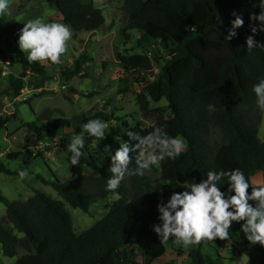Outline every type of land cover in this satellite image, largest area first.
<instances>
[{"label":"trees","instance_id":"1","mask_svg":"<svg viewBox=\"0 0 264 264\" xmlns=\"http://www.w3.org/2000/svg\"><path fill=\"white\" fill-rule=\"evenodd\" d=\"M47 1L61 17L57 22L71 26L74 38L79 33L93 34L110 29L105 25L101 10L92 2ZM261 11L260 0H123L120 8L123 38L128 40L129 32L135 30L138 48L143 44H160L167 56L161 72L136 96L139 113L152 118L155 125L145 128L140 123L121 121L117 134L123 142L134 146L139 141L131 139L127 135L129 131L143 137L160 127L170 136L183 138L186 149L176 159L166 158L161 162L160 181L154 186L146 183V174L126 175L128 183L123 179L116 190L120 198L107 206L108 211L100 221L79 235L74 232L65 204L89 213L99 200L113 194L106 190V184L112 176L111 156L120 143L110 136L106 135V151L110 154L106 165L96 163L90 154L85 156L87 166L96 176L80 175L65 182H60L56 176L50 181L39 177L61 200L37 190L24 202H10L0 194L7 221L23 236L18 238L0 223L3 256L14 257L21 248L25 255L15 264H138L137 252L163 253L165 250V241L154 231V225L160 223L159 203L167 202L174 192L187 190L191 182L206 179L211 170L239 168L250 183L253 173L264 171V142L259 140L257 121L250 115L253 108L264 112L257 106L253 91V85L264 78V49H248L246 43L247 38L253 36L259 44H264L261 22L253 18ZM236 16L244 23L235 29L237 35L228 39ZM253 27L256 33L252 32ZM6 28L17 41L19 31L13 22L6 23ZM85 59L89 58L80 55L72 69H67L62 67V60L58 64L48 60L31 62L28 54L19 52L15 60L21 73L12 81L14 94L17 96L23 89L26 77L50 81L47 68L56 70L67 82L81 72ZM117 60L126 72H149L157 61L154 56L144 54L118 55ZM161 100L167 102L168 118L157 108H150V103ZM209 105H213L215 111H209ZM92 119L112 120L106 114H95L71 126L67 120L53 119L47 122L45 131L49 135L61 131L63 137L57 139L59 148L64 149L70 144L66 135L84 133L83 125ZM7 122V118H0V129ZM211 128H216L224 138L220 146L210 142ZM20 130L27 134L26 138L34 133L36 142H41L46 135L34 122L23 125ZM129 155L132 157L129 167L134 169L137 154L130 152ZM22 156V152H14L7 160L17 161ZM0 172L19 177L18 170L12 171L2 163ZM164 182L178 183L181 187L166 191ZM218 186L222 192H227V177L218 182ZM251 190L250 186L249 194ZM249 203L255 206L256 202ZM244 223L233 221L229 230L228 239L234 240L236 247L245 246L248 241L242 230ZM168 241L177 246L179 256L187 253L191 264H218L201 252L207 240L187 249L172 238ZM260 262L264 264V251Z\"/></svg>","mask_w":264,"mask_h":264},{"label":"rangeland","instance_id":"2","mask_svg":"<svg viewBox=\"0 0 264 264\" xmlns=\"http://www.w3.org/2000/svg\"><path fill=\"white\" fill-rule=\"evenodd\" d=\"M82 1L92 2L100 9L105 25L110 26V29L93 34L79 33L68 42L67 52L61 57V65L63 68L72 69L74 62L83 55L89 59L84 60L81 72L65 82L56 70L47 68L46 71L52 78L50 81L42 82L40 77L36 76L26 77L23 80V89L17 96L14 94L12 81L19 77L21 70L15 57L19 52L28 54L19 47L21 30L28 20L36 17H43L46 21H58L61 17L47 0H10L9 8L0 15V118L9 120L0 129V163L12 171L26 167L29 173L21 180L19 177L0 172V194L10 202L26 201L32 197L33 190L61 200L50 186L42 184L39 177L50 181L56 176L60 182H65L80 175L96 176L87 166L85 156L90 154L96 163L106 165L110 159V154L106 151V135L121 144L123 141L117 134L121 121L140 123L145 128L155 125L152 118L142 117L139 113L136 96L161 72L167 56L166 51L160 44H143L138 48V33L135 30L129 32L128 40L123 38L120 33L123 24L120 8L123 0ZM8 22H13L19 31L17 41L6 28ZM135 54L154 56L157 61L152 65L151 71L126 72L123 69L117 56ZM70 89H73L74 93L70 92ZM150 108H157L161 115L170 117L165 100L150 103ZM95 114H106L112 119L106 122L105 138L101 140L82 133L85 138L83 156L78 165H70L71 153L68 146L59 148L57 138L63 137L61 131L49 135L45 131L46 124L53 119H64L71 126H75L83 117ZM250 115L257 121L259 140L264 142V112L253 108L250 109ZM33 122L46 134L41 142H36L34 133L26 138L27 134L20 130L23 125ZM210 131L212 144L220 146L225 142L216 128H211ZM74 136L64 137L71 143ZM184 142L186 144L185 140ZM14 152H22L23 156L17 161H8L7 156ZM134 152L138 156L139 149ZM145 174L146 183L154 186L160 181V166H153L150 171L146 170ZM250 178L253 187L258 183L264 184V171L253 173ZM124 181L128 183L126 176ZM163 186L166 191L181 187L178 183L170 182H164ZM116 200L114 194L99 200L89 209V213L65 204L75 234L85 232L100 221L108 211L107 206ZM0 223L13 235L23 237L7 221L6 208L1 202ZM164 247L163 253L137 252L138 264H191L187 253L179 256L174 243L166 241ZM263 251L264 245L258 242L253 244L248 240L245 246L236 247L234 240L219 238L208 241L201 247L202 254L210 256L218 264H261ZM23 255L25 252L21 248H18L17 254L11 258L3 256L0 251V264H15Z\"/></svg>","mask_w":264,"mask_h":264},{"label":"clouds","instance_id":"3","mask_svg":"<svg viewBox=\"0 0 264 264\" xmlns=\"http://www.w3.org/2000/svg\"><path fill=\"white\" fill-rule=\"evenodd\" d=\"M9 2L10 0H0V15L9 8ZM260 7L261 13L253 18L261 22V30L264 31V0H260ZM243 23V19L236 16L232 21L228 39L237 35L235 29L241 27ZM256 31L257 29L253 27L252 32ZM72 37L70 25L36 17L25 23L18 43L21 51L28 53L29 61L48 60L58 64L62 55L67 52V45ZM246 43L248 49L256 47L264 49V44H259L253 36H249ZM253 91L257 97V106L264 111V78L253 85ZM209 111H215L213 105H209ZM106 129L107 124L101 119H92L83 125L84 133L101 140L105 138ZM127 135L139 143L130 146L128 142H121L120 147L111 156L112 176L107 181L106 190L113 192L115 199L120 198L116 190L126 175L143 176L146 170L150 171L153 166H159L166 158L176 159L186 149L181 137L170 136L160 127H156L143 137L131 131ZM84 147V135H75L68 145V151L71 153L70 165L80 163ZM136 149H139V154L136 158V167L133 169L129 167L132 163L129 153ZM28 174L27 169L18 170L21 180ZM206 175V179L199 183L191 182L187 190L174 192L167 202L158 204L160 223L154 225V231L160 239L166 242L172 238L175 243L187 249L204 240L212 241L216 238L226 240L229 238L232 222L245 221L242 230L246 238L253 244L258 242L264 245V184L258 183L253 187L239 168L229 171L211 170ZM224 177L228 179L227 192H222L218 186V182ZM250 186L252 190L249 194ZM249 201H255V206Z\"/></svg>","mask_w":264,"mask_h":264},{"label":"crops","instance_id":"4","mask_svg":"<svg viewBox=\"0 0 264 264\" xmlns=\"http://www.w3.org/2000/svg\"><path fill=\"white\" fill-rule=\"evenodd\" d=\"M60 19H61V18H60ZM60 19H59V20H60Z\"/></svg>","mask_w":264,"mask_h":264}]
</instances>
